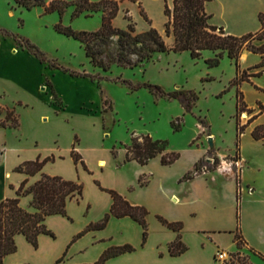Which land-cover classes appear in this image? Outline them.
<instances>
[{"label": "rangeland", "instance_id": "obj_1", "mask_svg": "<svg viewBox=\"0 0 264 264\" xmlns=\"http://www.w3.org/2000/svg\"><path fill=\"white\" fill-rule=\"evenodd\" d=\"M72 12L73 8H70L63 16V25L71 26L76 31L88 32L96 31L101 27L102 12L96 13L90 18L81 16L76 19L71 18ZM140 13L142 14L143 11L141 10ZM134 16L137 17L136 14ZM127 17H131V22L135 24L136 31L141 33L140 28L143 24L138 20H134L129 9L127 11L123 9L120 18L116 17L117 19L113 20V25L127 30L130 24ZM60 21L58 14H44V8L42 7L27 11L17 8L13 0H0V30L17 37L15 40L0 32V42H3L6 46L14 44L16 48L26 50L28 53L30 52L22 41L27 40L36 46L44 53L47 60L46 63H41L37 57L30 53L46 68L43 90L45 92L51 91L50 72H60L57 82L62 89L67 91L70 97V102H63V108L66 109V112L61 114L55 113L54 107L49 104L37 102L30 104L27 112L25 111L22 114L18 112L20 125L21 122L23 123V135L8 131L5 136L0 137V155L3 154V157H0V195L4 192L6 181L10 179L6 177V174L9 172L12 178L16 179L17 175L13 173V170L17 165L24 162L19 163V160L30 156L32 149L37 145L45 153H48L45 157L39 154L41 158L54 155L57 161L59 158L57 152L52 150L54 148L60 150V158L65 162L55 167L54 171L62 173L58 175L62 177L75 175L74 180L83 183L85 192L87 182L76 173L81 171V167H79L80 165H74L73 158L71 159L72 155L68 153V149L71 147L72 150L75 147L76 151L83 157L89 170L87 171L88 174L94 175L99 171L103 174L101 178H95L96 186L99 182L102 187H104L102 184H105L109 187L104 188L115 190L112 187L121 185L124 173L133 176L137 169H144L126 160V147L131 144L133 136L149 135L156 140L168 142L169 151L179 153V160L183 157V161L175 166L174 169L176 170L187 167L199 153L198 148L202 149L203 146L210 148L209 138L212 137L213 144L214 139L216 140L214 148L217 145L220 148V153L226 157L219 158L214 148V154H209L212 150L210 148L208 156L204 158L205 161L201 164V168L205 170L206 162L211 164L212 171L232 167L231 170L236 175V227L228 233L233 235V241L235 242V231L238 226L237 198L240 194V226L244 237L242 230L243 208L251 206L250 201L253 199L264 196V151L253 148L250 144H245V159H243L242 135L239 163L234 164L236 161L231 159L236 156L237 150V130L232 119L236 114L237 88H230V83L236 76L235 68L228 57L224 56L218 68L209 69L205 61L212 58L210 52L203 53L200 60L192 59L188 52H169L155 54L148 62L135 69H130L120 66L116 62L119 46L117 37H113L111 42L103 43L99 48L101 51L100 57L111 65V70L106 72L91 64L80 42L56 31L55 26ZM160 33L167 45L172 46L173 41L166 36L165 29ZM248 44L258 46V41L253 40ZM53 64L59 66V69L53 68ZM65 70L81 75L72 76L70 72ZM261 70H264V68H259L256 71L260 72ZM79 78L90 79L94 85H85V83L78 82ZM231 78L233 79L231 80ZM123 81L127 83H123ZM144 84L159 86L166 93L179 90L193 91L198 96V100L195 102L192 111L187 112L179 100L167 96L156 97L148 88L142 86ZM5 87L7 86L4 84L0 85V90ZM229 88L228 92L222 94ZM8 91L15 96V90L8 89ZM75 93L79 95L78 98H75ZM81 99L85 103V108L92 110L91 116L81 112L80 109L84 107L81 105ZM60 102L62 101L59 96L55 94L52 103L61 106ZM94 112L97 113L96 117L92 116ZM4 115H6L5 111L0 110V116L3 117ZM177 119L181 121V128L178 131L173 127V124H178ZM241 122L243 124L242 118ZM78 146L82 152L77 149ZM64 154L66 157H64ZM215 159L219 160L217 165ZM100 160L105 161L104 166L98 165ZM158 167L156 163H152L147 170H156ZM192 170L194 169L186 172L179 179V182ZM146 173L147 171L140 175V178L146 177L149 181ZM237 175H240V185L237 183ZM218 188L219 186H216V189ZM135 189L136 187L131 188V190ZM206 198H209L211 205H213L216 199L214 191L210 195L206 193ZM23 205L27 206V203L24 202ZM147 210L150 212L148 208ZM158 216L163 217L162 215H156V218ZM205 218L202 221H205L208 225L210 224L209 226H212V223L214 226V223L218 220V217L215 218L210 215ZM182 223L184 229L185 224ZM148 227L150 235L149 223ZM244 240L246 245L243 246L240 252L248 256L253 264H264V259L255 255L252 250L262 255L264 253L250 248L245 237ZM220 251L222 250H218L216 253L218 262H222L218 260V252ZM238 251L237 244L227 251L229 260L231 254Z\"/></svg>", "mask_w": 264, "mask_h": 264}, {"label": "crops", "instance_id": "obj_2", "mask_svg": "<svg viewBox=\"0 0 264 264\" xmlns=\"http://www.w3.org/2000/svg\"><path fill=\"white\" fill-rule=\"evenodd\" d=\"M95 1L99 2L101 0ZM112 1L117 2L120 6L117 18H120L123 9L125 11L129 9L134 20H138L143 24L140 28L141 32L147 31L151 27L156 28L159 32L165 29L168 20L165 15L166 0ZM173 1L167 0L170 7L173 6ZM141 10L151 23L144 19L140 13ZM206 11L211 15L209 20L211 25L223 28L229 35L242 37L261 31L262 23L259 16L264 14V0H210L206 3ZM135 14L137 17L134 16ZM170 39L174 42L173 37H170ZM262 44H264V41H258V46ZM206 52H210V56L213 57V52ZM262 60L260 54L244 50L241 54L240 64L243 70H249L257 67ZM229 61L235 68L236 76L234 62L230 59ZM45 69L44 65L26 50L16 48L14 44L6 46L3 42H0V85L7 86L0 90V107L14 110L18 115L27 112L29 105L37 102L54 107L55 113H65L66 109L63 108V102H70V97L67 91L62 89L57 82L61 73L50 72L49 80L52 88L51 91L45 92L42 88L44 86ZM256 70L253 69L249 73H257ZM70 81L73 84L72 80ZM78 82L85 83V85H94L87 78H79ZM8 89L15 90V96ZM240 89L245 95L248 107L255 110L254 114H259L261 112L260 106H264V72L259 77H252L250 81L243 82ZM54 93L62 101L60 102L61 106L52 104ZM78 96L75 93V98H78ZM81 105L84 106L80 109L81 112L91 116L92 110L85 108L82 99ZM93 114L92 116L96 117L97 113L94 112ZM4 118L5 115L0 116V119ZM250 118L251 116L248 114H243V124H247ZM232 119L236 124L235 118ZM259 125H264V112L246 128L243 134V159H245V144H250L253 148L264 151V140L257 141L252 136L254 128ZM22 127L23 123L21 122L18 129L0 128V137L5 136L8 131H13L22 136ZM215 143L216 140L214 139ZM77 149L81 151L79 146ZM214 149L219 158L226 157L220 153V148L217 145ZM198 150L197 156L182 170L174 168L183 161V157L172 166L162 165L160 157L152 159L150 164L147 165H140L135 161H131V164L139 165L144 169H137L133 176L124 173L121 185L112 187L132 204L145 206L150 210L151 215L148 217L150 235L145 246H142V226L129 217L121 219L112 217L105 229L90 231L73 242L74 237L84 231L90 223L102 219L109 213L113 204L110 194L103 192L95 184V178H101L103 174L99 171V173L90 175L79 164L81 171L76 173L87 182L83 199L81 201L74 199L68 202V216L52 215L46 218V226L55 234V238L42 234L39 236L38 248H35L24 235H17L18 250L16 253L7 256L4 259V264H55L65 254L62 264H91L96 262L108 248L126 244L133 245L137 250L112 258L106 264H222L216 259L217 251L222 250L228 253L227 251L236 245L233 241V235L228 233L236 227V175L230 167H227L228 169L220 168L211 172H203L189 181L180 183L179 179L186 172L194 169L196 163L208 156L210 148L203 146L202 149L198 148ZM52 151H56L59 158L56 162L45 165L42 173L62 174L54 171V169L65 161L60 158V150L54 148ZM71 151L72 147L68 149L69 155L72 153ZM31 153L30 156L20 159L19 163L26 160H35L39 154L43 157L48 154L38 145L32 149ZM0 157L2 158L3 154ZM64 157H66L65 154ZM101 161L104 160L98 162L99 166ZM152 163H156L159 166L158 169L147 170ZM146 171L149 181L146 177L144 178L148 181V185L140 187V175ZM13 173L16 172L13 170ZM15 175L17 177L13 179L11 173L6 174V177L10 179L5 183L0 201L15 197L17 188L25 179H29V185H32L41 178V174L31 177L21 173ZM63 177L67 180L76 178L75 175ZM102 185L109 187L105 184ZM216 186H219V188L216 189ZM132 187H136V189L131 190ZM212 191H214L216 197L213 205H211L210 199L206 198V193L210 195ZM220 198L221 200H219ZM31 200L32 196L22 198V206L28 208ZM24 202L27 203V206L23 205ZM250 204L251 206L245 205L246 207L242 211L243 234L250 248L264 253V196L253 199ZM156 215H162L169 221L184 222L185 225L181 235L182 241L188 246L186 253L177 257L171 256L169 246L177 239L178 233L162 225ZM209 215L215 218L218 217L214 226L213 223L212 226H209L210 224L208 225L205 221H202Z\"/></svg>", "mask_w": 264, "mask_h": 264}, {"label": "trees", "instance_id": "obj_3", "mask_svg": "<svg viewBox=\"0 0 264 264\" xmlns=\"http://www.w3.org/2000/svg\"><path fill=\"white\" fill-rule=\"evenodd\" d=\"M135 1V0H131ZM210 0H174L171 8L166 0L165 15L167 22L165 24V32L167 37H173L172 46L167 45L163 35L154 27L149 30L138 33L135 29V24L132 23L131 17H127L130 21L128 29H120L113 25V20L119 12V5L112 0H101L95 2L93 0H13L17 8H22L27 11H32L36 8H44V14H58L60 23L55 26V29L60 34L73 38L81 43L84 47L87 58L94 67L110 71L111 65L100 57V46L103 43L111 42L113 37H117L119 51L117 53L116 62L123 67L135 69L141 64L148 62L155 54L162 53H183L188 52L192 59L200 60L203 53L211 51L214 57L206 59L205 63L209 69L218 67L224 58L227 56L236 67V77L231 81L230 88L236 87V127H237V142L236 156L231 158L234 161H239L241 151V138L245 133L246 128L252 124L257 117L264 112V106H260L261 112L254 114L255 110L250 109L245 101L243 92L240 86L243 82L250 81L252 77H259L264 70L257 73H249L253 69L264 68V44L261 46L249 45L253 40L264 41V14H260L259 18L262 23V29L258 33H251L242 37H235L225 32L223 28H218L209 23L211 15L206 11V3ZM73 8L71 15L72 19L85 16L92 17L94 14L102 12L101 27L93 32L76 31L71 26H65L62 23V18L66 12ZM129 13V12H127ZM144 19L151 23L146 14L143 12ZM6 36L16 40V36L0 30ZM26 49L39 59L41 63H46V56L36 46L29 41H22ZM244 50L260 54L263 58L262 62L255 68L243 70L240 64L241 54ZM53 68L59 69V66L53 64ZM66 72H70L65 70ZM72 76H80L81 74L70 72ZM123 83H127L123 81ZM130 85V84H129ZM134 88L132 85H130ZM156 95V97L167 96L171 99H177L187 112H191L198 96L193 91L179 90L173 93H166L161 87L144 84ZM225 90L222 94L228 92ZM54 104V103H52ZM5 118L0 119V128L10 127L18 129L20 127L19 116L14 110L3 109ZM251 116L247 124H242L241 118L243 114ZM178 124H173L176 131L180 130V119H177ZM10 123V124H9ZM255 140H264V125L256 126L252 132ZM209 154H214V150H210ZM72 158L75 165H82L86 171V166L83 157L76 151L75 147L72 150ZM116 155V153H114ZM161 157V164L164 166L173 165L180 158V154L170 152L168 142L156 140L153 137L138 136L132 137V142L126 147V160L135 161L140 165H147L156 158ZM56 158L54 155L46 158L40 156L35 160L24 161L15 167L14 172L26 174L27 176H36L41 174V178L34 184L29 185V179H25L16 190V196L6 198L0 201V264H4V259L17 252L16 236L24 235L28 242L35 248L39 245V236L42 234L50 235L55 238V234L46 226V218L52 215L68 216V202L77 199L81 201L84 194V185L79 180H67L62 176L49 175L42 173L45 165L54 163ZM201 159L196 163L194 170L187 173L180 182L189 181L195 176L203 172L212 171L211 164L206 162L205 170L201 168L204 163ZM219 163L215 159V164ZM240 175H237V183L240 185ZM140 186H145L148 181L141 177L139 180ZM98 187L110 194L113 199V204L109 213L103 219L96 223H91L87 228L79 233L73 240L76 241L90 231L103 230L107 227L112 217L121 219L129 217L136 221L143 228L144 246L148 240L149 227L147 218L150 212L146 207L132 204L125 196L119 192L106 189L97 182ZM14 189L13 186H11ZM32 196V200L28 208L22 206V198ZM238 211L237 221L238 226L235 231V242L239 251L231 254V259L222 264H253L248 256L243 255L240 250L246 245L242 235L240 226V201L241 197L238 194ZM158 220L168 229L178 233L177 239L169 246L171 256L177 257L188 251V246L182 241L181 231L183 230L182 222H170L165 218L158 216ZM136 251L132 245L126 244L123 246H112L108 248L101 257L91 264H106L112 258L118 257L125 253ZM255 255L264 259V255L254 250ZM66 255V254H65ZM64 255V256H65ZM64 256L57 260L55 264H62Z\"/></svg>", "mask_w": 264, "mask_h": 264}, {"label": "built area", "instance_id": "obj_4", "mask_svg": "<svg viewBox=\"0 0 264 264\" xmlns=\"http://www.w3.org/2000/svg\"><path fill=\"white\" fill-rule=\"evenodd\" d=\"M238 163H239V161L234 162V164H238ZM218 260L222 261V262L228 261L229 260V256H228V254L226 252L220 251V252H218Z\"/></svg>", "mask_w": 264, "mask_h": 264}, {"label": "water", "instance_id": "obj_5", "mask_svg": "<svg viewBox=\"0 0 264 264\" xmlns=\"http://www.w3.org/2000/svg\"><path fill=\"white\" fill-rule=\"evenodd\" d=\"M209 145H210V148H211V149L214 148V144H213V139H212V137L209 138ZM208 161L210 162L211 160H208Z\"/></svg>", "mask_w": 264, "mask_h": 264}, {"label": "bare ground", "instance_id": "obj_6", "mask_svg": "<svg viewBox=\"0 0 264 264\" xmlns=\"http://www.w3.org/2000/svg\"><path fill=\"white\" fill-rule=\"evenodd\" d=\"M105 165V162L104 161H101L100 162V166H104Z\"/></svg>", "mask_w": 264, "mask_h": 264}]
</instances>
